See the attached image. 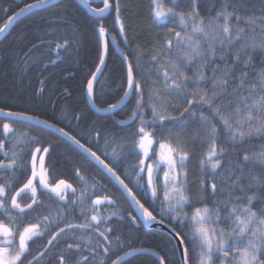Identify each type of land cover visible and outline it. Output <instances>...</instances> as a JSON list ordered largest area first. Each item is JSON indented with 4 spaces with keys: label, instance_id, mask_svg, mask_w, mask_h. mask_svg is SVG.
<instances>
[{
    "label": "snow or ice",
    "instance_id": "snow-or-ice-1",
    "mask_svg": "<svg viewBox=\"0 0 264 264\" xmlns=\"http://www.w3.org/2000/svg\"><path fill=\"white\" fill-rule=\"evenodd\" d=\"M66 3L70 0L25 3L7 16L0 35L22 17ZM80 3L91 13L88 22L94 40V59L80 76L81 94L93 108L98 101L107 103L96 108L105 115L114 116L133 98L135 103L128 118L114 121L110 132L95 129L93 123L95 131L87 137L55 118L0 106V264H128L129 257L141 253L156 257L158 264H264V146L242 158L229 151L253 138L264 140V67L255 70L256 56L264 58V0H259L260 15L244 14L240 0H149V23L154 30H164L152 46L156 77L151 84L140 65L143 46L128 51L132 45L123 0H98L95 6L93 0ZM113 9L122 41L106 24ZM2 11L7 14L8 9ZM56 15L48 22V27L64 31L63 43L55 44L56 55L63 63L60 54L71 49L75 55L68 59L78 62L83 34L73 27L71 13ZM121 43L120 64L109 74L111 84L105 83L111 91V85L119 82L111 97L119 98L103 101L106 93L100 77L108 68L110 44L121 47ZM44 46L52 47L34 45L28 57L17 61V68L28 64L32 50ZM40 63L39 58L32 60L31 68ZM260 63L264 65V59ZM37 70L47 71V65ZM43 91L41 87L36 95ZM74 118L79 124L84 115ZM16 124L39 134H18ZM190 126L204 137L195 197L187 169L189 148L196 147ZM44 133L54 141L45 139ZM58 151L75 166L78 185L53 179L50 161ZM89 165L94 170L91 195L85 175ZM97 176L113 185L115 194L96 195ZM117 194L128 205L126 218L115 211L104 213V208L117 205ZM157 201L160 213L154 214L152 205ZM113 217L118 223L127 219L134 229L163 225L171 237L168 243L174 244L171 254L178 259L133 247L132 236L125 237L112 226ZM46 237L43 250L34 255L32 248Z\"/></svg>",
    "mask_w": 264,
    "mask_h": 264
},
{
    "label": "trees",
    "instance_id": "trees-1",
    "mask_svg": "<svg viewBox=\"0 0 264 264\" xmlns=\"http://www.w3.org/2000/svg\"><path fill=\"white\" fill-rule=\"evenodd\" d=\"M32 0H0V26L7 20V16L14 14L20 7H23L25 3H30ZM97 3V2H96ZM240 4L244 6V14L246 15H260L261 9L259 0H240ZM127 5V8H124ZM149 0H123L122 15L125 17V27L129 41L132 45L128 51L134 50L136 45L143 46L144 53L140 54V65L143 69V75L148 79L149 83L155 79L156 72L152 67L151 55L152 46L155 44L156 37L163 35V29L154 30L149 23ZM95 6V3H93ZM102 6V5H100ZM7 8L8 12L5 14L2 9ZM68 11L71 13V17L74 21L73 27L78 26L80 32L83 34L80 37L79 56L78 62L68 59L69 55L74 56L75 53L69 50V53H61V58L64 62L61 63L60 59L56 55L55 44L63 43L60 39L64 35V31L56 27H48V22L57 19V13ZM206 11L202 7V13ZM89 15L78 2V0H70V3L58 8H51L48 11H39L38 14L31 15L26 18H22L14 24L13 28L8 34L0 41V106L6 109L16 111H26L29 114L39 115L43 119H56L61 121L66 128H71L72 131L79 133L82 136L87 137L95 129H99L102 132L108 133L113 129V122L121 119H127L130 115L131 107L135 103V99H131L128 102V106L120 109L114 116L112 115H98L94 113L88 106L85 96L81 94L80 76L88 71V66H91L94 59V40L91 34V26L89 24ZM107 26L112 30V34L117 36L118 41H122L119 36V29L114 27V9L112 15L106 18ZM168 26H172L169 23ZM235 27V26H233ZM251 35V33H250ZM51 43V49L47 46L38 47L31 51V59L28 64H23L20 68H17V61L28 57L29 50L33 49L34 45ZM123 47H119L120 51ZM39 58L42 63L37 64L35 68H31V61ZM133 63H136L134 57H130ZM264 59L260 56L255 58V70L258 72L264 65H261L260 61ZM56 63L53 64L52 61ZM120 64V56L114 51L110 44L109 48V60L108 68L104 75L100 77L101 86H105V83L111 84L109 74L114 66ZM47 65V71H38L37 69H43ZM31 69V70H29ZM94 70V69H93ZM252 71V69H250ZM211 75V70L208 72ZM45 81L42 85L41 81ZM119 82L111 85V91L105 86L106 95L102 97L103 101L115 102V97L112 99V94L115 92ZM43 87L44 91L36 95L39 89ZM161 96L164 93H160ZM168 100H171L169 97ZM97 107H107V103L98 101ZM81 113L84 115V119L78 124L75 120V115ZM65 117H67L65 119ZM95 124V129L91 126ZM17 133L29 131L32 134L37 133L35 128L29 129L24 124H16ZM119 131V129H116ZM197 134L198 129H196ZM45 139L53 140V136H49L48 133L43 134ZM104 137H101L100 145L101 151L103 148ZM119 141H116L118 148ZM95 149L97 145L92 144ZM264 146V140L253 138L250 142L245 143L239 149H229L230 152L238 154L241 158L245 153L251 154L253 151L258 152ZM109 152L111 148L107 149ZM192 151L190 161L187 164L189 182L191 185V192L194 197L198 192V179L201 177L199 171V159L202 148L196 144L195 149L189 148ZM134 161L129 160V163ZM54 165L53 179L64 178L68 182L73 183L74 186L80 182L75 177V166L70 162V158L62 154V152H53L51 161ZM251 168V165H250ZM256 172H259V166L255 168ZM86 177L89 180V185L92 183V176L94 170L91 166H88V170L85 172ZM161 180L163 173L160 174ZM7 179V177H4ZM97 187L95 189L96 195L104 196L109 194H115L113 185L99 176ZM144 183H147V174H144ZM102 186H107V191L103 190ZM91 192V187H88V193ZM93 192V189H92ZM79 194V189H78ZM95 198V196H92ZM162 198V193H161ZM22 199H27L22 197ZM117 205L113 208L108 206L104 208L105 214H110L115 211L117 216L127 217L128 205L117 194ZM144 202V201H142ZM151 205L149 201L146 206ZM154 214L160 213L159 201L155 205ZM151 210V209H150ZM75 222H80L76 220ZM112 226L118 230H122L124 236L131 235L134 243L133 247L148 248L151 251H159L161 255H167L169 260H177L178 257L171 254L170 250H174V244L168 243L171 241V237L167 234L149 230L146 231L142 226L139 228H131L128 226V221L125 219L123 223H118L117 218L113 217ZM226 228L227 225H221ZM125 244L130 243L125 239ZM35 248V247H34ZM128 264H158L155 257L148 254H137L136 256L128 259Z\"/></svg>",
    "mask_w": 264,
    "mask_h": 264
},
{
    "label": "water",
    "instance_id": "water-1",
    "mask_svg": "<svg viewBox=\"0 0 264 264\" xmlns=\"http://www.w3.org/2000/svg\"><path fill=\"white\" fill-rule=\"evenodd\" d=\"M78 2L80 3V0H78ZM96 2H98V0H93V3H96ZM81 4V3H80ZM81 6L83 7V9L89 14V15H91V13H89L88 12V10H87V8L83 5V4H81ZM22 18H24V17H22ZM22 18H20L19 20H21ZM18 20V21H19ZM17 21V22H18ZM17 22H15V23H17ZM14 23V24H15ZM14 26V25H13ZM13 26L9 29V31L13 28ZM8 31V32H9ZM8 32L7 33H5L4 35H0V41L8 34ZM111 46L113 47V49H114V51L121 57V51H120V49H119V47H117L115 44H111ZM86 98V97H85ZM86 101H87V98H86ZM87 104H88V106H89V108L94 112V113H96V114H98V115H105V114H103V113H100V112H97L96 111V108H99V107H97L96 106V108H93L92 107V105L87 101ZM118 112V111H117ZM142 227L146 230V231H149V230H156V231H160V232H163V233H165V234H167V229H165L164 228V226L163 225H148V226H143L142 225ZM168 235V234H167ZM169 236V235H168ZM170 237V236H169ZM144 254V253H143ZM130 258V257H129ZM128 258V259H129ZM156 258V257H155Z\"/></svg>",
    "mask_w": 264,
    "mask_h": 264
},
{
    "label": "flooded vegetation",
    "instance_id": "flooded-vegetation-1",
    "mask_svg": "<svg viewBox=\"0 0 264 264\" xmlns=\"http://www.w3.org/2000/svg\"><path fill=\"white\" fill-rule=\"evenodd\" d=\"M88 187H91V192L89 193V195H91L92 194V186H91V184L90 185H88ZM27 198V197H26ZM47 238L48 237H46V238H44L43 240H41L40 241V244H39V246L38 247H33L32 248V253L35 255L38 251H42L43 250V246L46 244V242H47ZM56 251H59V249H56ZM49 255H53V253H49Z\"/></svg>",
    "mask_w": 264,
    "mask_h": 264
},
{
    "label": "rangeland",
    "instance_id": "rangeland-1",
    "mask_svg": "<svg viewBox=\"0 0 264 264\" xmlns=\"http://www.w3.org/2000/svg\"><path fill=\"white\" fill-rule=\"evenodd\" d=\"M189 131L191 132L192 136L195 138V143L200 146L201 141L203 140V135L202 134H197L196 132V127L195 126H190ZM201 147V146H200Z\"/></svg>",
    "mask_w": 264,
    "mask_h": 264
},
{
    "label": "bare ground",
    "instance_id": "bare-ground-1",
    "mask_svg": "<svg viewBox=\"0 0 264 264\" xmlns=\"http://www.w3.org/2000/svg\"><path fill=\"white\" fill-rule=\"evenodd\" d=\"M197 129V128H196Z\"/></svg>",
    "mask_w": 264,
    "mask_h": 264
}]
</instances>
